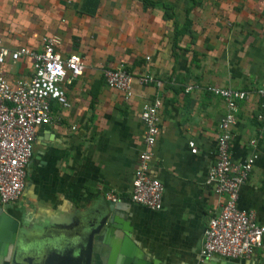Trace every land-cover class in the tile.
I'll return each mask as SVG.
<instances>
[{"label": "crops", "instance_id": "1", "mask_svg": "<svg viewBox=\"0 0 264 264\" xmlns=\"http://www.w3.org/2000/svg\"><path fill=\"white\" fill-rule=\"evenodd\" d=\"M152 1L160 4L98 0L90 17L77 13L81 0H71L72 7L64 0H0L6 48L39 49L42 37H55L59 54L76 52L84 65L64 85L69 107L53 104L57 121L36 130L20 197L0 208V264H264V237L248 259L198 258L205 224L220 208L204 179L224 104L201 90L184 91L192 84H264V0ZM185 19L186 30L174 35ZM118 64L161 82L149 162L163 187L159 211L128 200L143 149L139 111L155 89L133 82L128 99L108 89L101 72ZM5 73L15 80L30 72L20 61L6 64ZM257 103L252 97L237 104L229 152L239 162L248 141L257 140L236 206L264 226V124L253 119ZM108 189L119 195L113 206L102 196Z\"/></svg>", "mask_w": 264, "mask_h": 264}, {"label": "built area", "instance_id": "2", "mask_svg": "<svg viewBox=\"0 0 264 264\" xmlns=\"http://www.w3.org/2000/svg\"><path fill=\"white\" fill-rule=\"evenodd\" d=\"M64 5L70 6L71 0H64ZM57 44L55 37H42L39 49H8L0 40V208L20 197L37 128L57 121L52 111L53 104L61 109L69 107L64 85L83 73L80 55L72 52L63 56L55 50ZM144 59L148 61V57ZM20 61L29 66V76L9 80L5 65ZM101 75L104 85L120 92L124 99L131 97L133 82L155 89L153 97L143 103L139 111L143 149L137 154L132 169L128 200L147 210L159 211L163 187L150 175L149 162L158 134V110L161 107L158 90L161 82L147 73L133 74L122 64L103 69ZM192 90L204 91L224 104V113L216 125L214 161L204 179V185L219 197L220 208L205 224L198 258L248 259L261 245L264 226L255 221L251 211L238 209L236 201L239 188L247 180L256 160L257 140L248 141L249 152L239 162L231 160L229 145L238 103L255 97L258 103L254 120L264 124V84L250 89L196 84L184 88L185 92ZM102 196L111 204L119 200L118 193L112 189L104 190Z\"/></svg>", "mask_w": 264, "mask_h": 264}, {"label": "trees", "instance_id": "3", "mask_svg": "<svg viewBox=\"0 0 264 264\" xmlns=\"http://www.w3.org/2000/svg\"><path fill=\"white\" fill-rule=\"evenodd\" d=\"M142 5L144 7H154L157 4H160L157 1H152V0H140ZM189 1H193V0H189ZM98 5V0H81V3L79 5V8L77 9V13L79 15H85V16H93L96 12V8ZM71 7L73 6L72 4L70 5ZM162 8L168 9V6L166 5H162ZM188 10L185 11V15L187 14ZM169 14L166 15L167 19H170ZM188 21L187 19H185L184 24L182 25V27L180 28V30L178 31H174V35L183 32L184 30H186V25H188ZM126 68V67H125ZM127 71L131 72L130 68H126ZM253 119H254V115H253Z\"/></svg>", "mask_w": 264, "mask_h": 264}, {"label": "water", "instance_id": "4", "mask_svg": "<svg viewBox=\"0 0 264 264\" xmlns=\"http://www.w3.org/2000/svg\"><path fill=\"white\" fill-rule=\"evenodd\" d=\"M108 205H109V206H113V204H111V203H108Z\"/></svg>", "mask_w": 264, "mask_h": 264}, {"label": "rangeland", "instance_id": "5", "mask_svg": "<svg viewBox=\"0 0 264 264\" xmlns=\"http://www.w3.org/2000/svg\"><path fill=\"white\" fill-rule=\"evenodd\" d=\"M246 29V28H245ZM245 31V30H244ZM246 32H247V30H246ZM247 42V41H246Z\"/></svg>", "mask_w": 264, "mask_h": 264}]
</instances>
